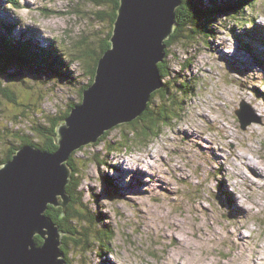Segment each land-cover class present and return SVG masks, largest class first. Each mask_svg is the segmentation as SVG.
Listing matches in <instances>:
<instances>
[{"label":"rangeland","instance_id":"obj_1","mask_svg":"<svg viewBox=\"0 0 264 264\" xmlns=\"http://www.w3.org/2000/svg\"><path fill=\"white\" fill-rule=\"evenodd\" d=\"M108 1L0 0V36L13 27L10 39L61 65L0 58V88L15 96L0 94V160L38 143L34 131L49 134L81 104L87 64L110 31ZM216 1L199 0L207 8ZM252 3L236 20L216 12L208 38L170 48L168 80L183 82L186 96L156 138L124 145L130 127L121 124L71 155L80 172L77 210L99 214L114 237L110 253L101 245L83 255L68 242V264H264V0ZM242 105L259 120L244 130Z\"/></svg>","mask_w":264,"mask_h":264},{"label":"water","instance_id":"obj_2","mask_svg":"<svg viewBox=\"0 0 264 264\" xmlns=\"http://www.w3.org/2000/svg\"><path fill=\"white\" fill-rule=\"evenodd\" d=\"M181 3L119 0L110 47L97 61L92 84L64 124L55 127L56 151L23 146L0 165V264H65V233L45 212L52 206L65 213L71 155L114 127L138 119L162 88L158 65L165 59L164 42L174 31ZM245 107L236 111L243 130L259 121L243 114ZM35 237L43 244L37 245Z\"/></svg>","mask_w":264,"mask_h":264},{"label":"trees","instance_id":"obj_3","mask_svg":"<svg viewBox=\"0 0 264 264\" xmlns=\"http://www.w3.org/2000/svg\"><path fill=\"white\" fill-rule=\"evenodd\" d=\"M181 1L182 3L177 8L175 13V29L170 38L164 42L166 47L165 59L158 65L162 81H166L163 82V86L160 90L152 94L146 111H144L138 119L128 123L130 127V135H125L124 145L129 146L132 143V139H135L137 142L141 143V145H145L146 141L156 138L159 135L160 128L167 126L170 120H173L178 116L176 111L180 110L181 107L180 103H177L176 100L179 98L182 99L183 96L185 97L186 92L182 90L184 87L183 82H179L178 80H168L169 77H172V71L168 66L169 63L167 61L168 57L170 56V48L178 43L185 44V41L190 42L194 41L195 39L202 40L204 38H208L209 35L207 33L210 31L212 20L218 15L216 12H222V14H226V16L233 15L235 18H231L236 20L238 15L242 17V11H244V8H251L253 4V0H218L213 2V4L207 8L206 6H203L199 0ZM13 4L17 5L16 2ZM118 7L119 0L108 1L109 14H107V18L110 23V31L108 33L107 39L103 40L102 42L99 55L94 58L93 54V56L89 59L90 61L87 64L89 82L81 90L80 94H82V92L88 88L90 84H92L97 61L110 47L109 38L112 34L113 23L115 22L117 16ZM3 27H5L3 29L5 30L7 36H0L1 63L10 64L11 62H18L16 59L18 58L23 64L31 63L34 65V63L37 62H30L29 59V57H33L34 59L38 60V62L42 61L44 63H48V65L54 70L61 69L60 64L58 67H55V61L52 59L53 56H50V52L43 53L44 50L36 51L34 48L30 47L31 44L29 43L19 46L15 40L10 39L9 37V34L13 33V27H9L7 25ZM81 58L83 57H79V59ZM56 60L57 64L60 63L59 58ZM172 83H177L178 85L176 84L173 86ZM0 94L10 101H15L14 93L6 87L0 88ZM181 101H184V99ZM71 109L68 108L67 112L59 120L52 122V127L49 128L50 130L48 129L50 132L49 134L41 129H38V132L34 131V133L40 137V141L38 143L23 142L21 145L16 147L14 146L8 150L6 152L5 158L0 160V165L9 162L16 150L23 146L31 145L42 152L53 153L56 151L57 146L54 143V128L60 123L61 120L63 121V119L69 115ZM106 135L107 132H105L103 136L99 138L98 142L104 140ZM124 147L126 148V146L121 145V148ZM68 165L71 169V177L70 182L66 187V192L70 196V201L67 205L65 213L62 215L61 208H54L52 206H49L45 212V215L48 216L58 226L59 230L65 233L64 237L62 238L61 246L65 264L69 263L66 260L69 255V252L66 249L70 244H68V242H71L74 249H82L83 255H86V253H92L94 250L96 251V247L101 245L106 246V250L109 251V246L111 245L114 237L113 230L107 226L105 219L99 217V214H96L95 216L93 214H91V216H86V213L80 212V209L77 210L76 206L82 200V197L77 194L80 193L78 192L80 189V180L77 181L78 177L80 176V172H78V170L75 169L74 165L71 163V158L68 161ZM217 172L220 173V170ZM222 183L223 182L219 180L220 187ZM75 193L76 195H74ZM35 242L39 246L43 244L42 239L39 237H35Z\"/></svg>","mask_w":264,"mask_h":264},{"label":"bare ground","instance_id":"obj_4","mask_svg":"<svg viewBox=\"0 0 264 264\" xmlns=\"http://www.w3.org/2000/svg\"><path fill=\"white\" fill-rule=\"evenodd\" d=\"M17 3V2H16ZM14 5V7L16 8V7H18V3H17V5H15V4H13ZM244 10H245V8H244ZM234 50H235V48H234ZM136 182L137 183H140L138 180H136ZM113 188L114 189H116L117 187L115 186V183H114V186H113ZM238 222L239 221H235V224H238ZM240 224V223H239ZM243 228V226H241V225H239L236 229H242ZM231 233V231H228V235ZM237 237H239V239H238V242L236 243V247H238V246H240L241 248H242V250H243V248L245 247V245H243V244H245L244 243V239H243V236H241V234H237ZM216 238V237H215ZM246 240V239H245ZM247 248V247H246ZM247 251V250H246ZM255 252V251H254ZM255 254H257V251L253 254V253H251V255H253V257H254V255ZM219 262V261H218Z\"/></svg>","mask_w":264,"mask_h":264}]
</instances>
